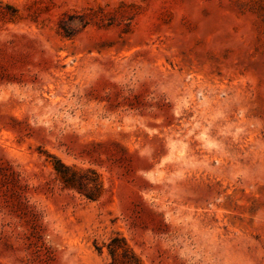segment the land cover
Returning <instances> with one entry per match:
<instances>
[{"label": "rangeland", "instance_id": "obj_1", "mask_svg": "<svg viewBox=\"0 0 264 264\" xmlns=\"http://www.w3.org/2000/svg\"><path fill=\"white\" fill-rule=\"evenodd\" d=\"M0 264H264V0H0Z\"/></svg>", "mask_w": 264, "mask_h": 264}, {"label": "trees", "instance_id": "obj_2", "mask_svg": "<svg viewBox=\"0 0 264 264\" xmlns=\"http://www.w3.org/2000/svg\"><path fill=\"white\" fill-rule=\"evenodd\" d=\"M67 172H70V170L68 168H65ZM61 174H63L64 176V180L66 182L67 185H70V186H74V184H72V179L68 176V173H64L62 172L61 170H58ZM73 175H75V173H72ZM115 252V251H113Z\"/></svg>", "mask_w": 264, "mask_h": 264}]
</instances>
